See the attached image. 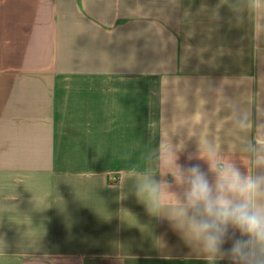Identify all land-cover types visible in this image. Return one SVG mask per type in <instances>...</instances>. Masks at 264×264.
<instances>
[{
	"label": "crops",
	"instance_id": "obj_1",
	"mask_svg": "<svg viewBox=\"0 0 264 264\" xmlns=\"http://www.w3.org/2000/svg\"><path fill=\"white\" fill-rule=\"evenodd\" d=\"M247 3L0 0V264H206L132 181L161 143L264 147Z\"/></svg>",
	"mask_w": 264,
	"mask_h": 264
},
{
	"label": "clouds",
	"instance_id": "obj_2",
	"mask_svg": "<svg viewBox=\"0 0 264 264\" xmlns=\"http://www.w3.org/2000/svg\"><path fill=\"white\" fill-rule=\"evenodd\" d=\"M247 7L255 15L264 11V0H248ZM235 123L246 128L248 117L238 114ZM242 150L247 167L211 140L195 152L161 143L142 153L146 167L132 181L146 213L167 221L206 264H264V147L249 142Z\"/></svg>",
	"mask_w": 264,
	"mask_h": 264
}]
</instances>
